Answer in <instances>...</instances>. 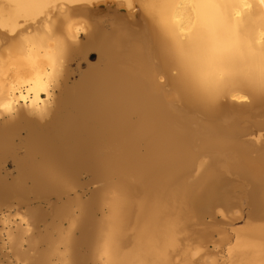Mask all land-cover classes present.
<instances>
[{
    "label": "bare ground",
    "instance_id": "1",
    "mask_svg": "<svg viewBox=\"0 0 264 264\" xmlns=\"http://www.w3.org/2000/svg\"><path fill=\"white\" fill-rule=\"evenodd\" d=\"M0 264H264V0H0Z\"/></svg>",
    "mask_w": 264,
    "mask_h": 264
},
{
    "label": "rangeland",
    "instance_id": "2",
    "mask_svg": "<svg viewBox=\"0 0 264 264\" xmlns=\"http://www.w3.org/2000/svg\"><path fill=\"white\" fill-rule=\"evenodd\" d=\"M90 60L91 61H95L96 60V55L94 53H91ZM72 67L74 68L75 66L73 65ZM85 68H86V65L84 63H82V70H84ZM76 79H77V77H76ZM42 206L45 207V208L47 207L44 204H42Z\"/></svg>",
    "mask_w": 264,
    "mask_h": 264
}]
</instances>
